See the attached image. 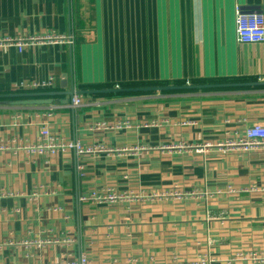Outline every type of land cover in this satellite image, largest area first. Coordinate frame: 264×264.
I'll use <instances>...</instances> for the list:
<instances>
[{"label": "crops", "instance_id": "1", "mask_svg": "<svg viewBox=\"0 0 264 264\" xmlns=\"http://www.w3.org/2000/svg\"><path fill=\"white\" fill-rule=\"evenodd\" d=\"M237 5L264 15V0H0V38L55 31L73 40L0 47V264L81 254L91 264H264L250 259L264 254V191H239L264 187V149L218 145L264 124V84L233 85L264 82V41L237 42ZM49 77V89L19 88ZM198 84L215 86L109 90ZM72 88L89 91L75 109L58 95L42 97L51 104L8 102ZM117 121L129 127H94ZM43 126L101 150L28 149ZM107 187L194 194L79 200Z\"/></svg>", "mask_w": 264, "mask_h": 264}, {"label": "built area", "instance_id": "2", "mask_svg": "<svg viewBox=\"0 0 264 264\" xmlns=\"http://www.w3.org/2000/svg\"><path fill=\"white\" fill-rule=\"evenodd\" d=\"M235 33L238 43L254 44L264 41V15L260 12H247L243 10L239 5L235 6ZM72 35L61 34L55 31H48L44 33L24 34L14 37L0 38V47L9 48L15 47L18 52H21L25 47L34 46L38 44H72ZM53 85V78L49 77L42 81H29L21 82L19 88L25 90H44L49 89ZM68 105L75 109L82 105V97L79 94L71 96ZM191 122H182V124H190ZM97 129H121L129 127L126 121H117L113 124L107 123H95ZM223 147H237L242 151L248 152L255 149H264V124L256 123L249 127H246L244 132L234 139H228L224 143L218 144ZM210 144L204 143L201 146H196L197 152L202 151L203 148L209 147ZM177 147H185L184 143L177 145ZM28 149H33L38 153H47L54 155L59 152H73L75 155L90 154L96 151H100L101 147H94L85 145L80 140H70L62 136L53 134L50 132L47 126H43L40 129L38 141L35 145H29ZM242 192H257L264 191V187L256 184L248 185L241 188ZM228 192H236L232 187L228 188ZM192 192H184L177 190L174 187L171 191H151L145 192H119L113 188L107 187L100 190H91L86 195H81L79 200L82 202L92 203H114L120 201H162L167 197L173 199H182L193 195ZM1 195V193H0ZM251 261L258 262L264 261V254L260 257L255 254H251ZM44 264H91L86 254H81L76 260L63 262L52 261ZM185 264V263H176ZM196 264H207V260L202 258Z\"/></svg>", "mask_w": 264, "mask_h": 264}, {"label": "water", "instance_id": "3", "mask_svg": "<svg viewBox=\"0 0 264 264\" xmlns=\"http://www.w3.org/2000/svg\"><path fill=\"white\" fill-rule=\"evenodd\" d=\"M255 84H264L257 83V82H246V83H236L233 85H255ZM224 86H233L230 84H221ZM215 85L211 84H198V85H154V86H143V87H135V88H115V89H109L111 91L117 92V91H166V90H182V89H190V88H209ZM89 91H76L73 88L68 91H62V92H29V93H19V94H12L8 95V97L14 98L13 100L8 101L11 105H42V104H51L52 99L49 98H42V97H48L53 95L58 96H64L61 100L62 103H68L71 96L74 94H81L86 93ZM92 92V91H90ZM66 96H69V100L66 98Z\"/></svg>", "mask_w": 264, "mask_h": 264}]
</instances>
